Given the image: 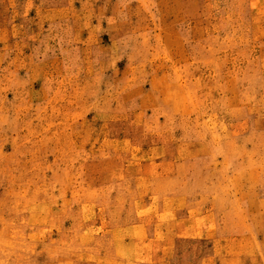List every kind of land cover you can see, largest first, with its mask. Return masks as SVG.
<instances>
[{
    "label": "rangeland",
    "instance_id": "obj_1",
    "mask_svg": "<svg viewBox=\"0 0 264 264\" xmlns=\"http://www.w3.org/2000/svg\"><path fill=\"white\" fill-rule=\"evenodd\" d=\"M0 264H264V0H0Z\"/></svg>",
    "mask_w": 264,
    "mask_h": 264
}]
</instances>
